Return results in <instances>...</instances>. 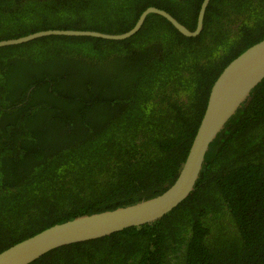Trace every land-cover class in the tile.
Listing matches in <instances>:
<instances>
[{"label": "trees", "instance_id": "1", "mask_svg": "<svg viewBox=\"0 0 264 264\" xmlns=\"http://www.w3.org/2000/svg\"><path fill=\"white\" fill-rule=\"evenodd\" d=\"M201 2L0 0V41L46 30L121 34L151 6L194 30ZM263 39L264 0H210L195 37L150 14L125 40L48 36L0 48V252L166 191L214 81ZM30 264H264V78L174 209Z\"/></svg>", "mask_w": 264, "mask_h": 264}, {"label": "water", "instance_id": "2", "mask_svg": "<svg viewBox=\"0 0 264 264\" xmlns=\"http://www.w3.org/2000/svg\"><path fill=\"white\" fill-rule=\"evenodd\" d=\"M210 0H203L196 26L190 30L165 10L148 7L135 25L121 34L98 31L46 30L17 39L0 41V48L25 44L48 36L92 37L103 40H125L136 34L145 18L158 15L185 37H195L202 29L205 10ZM264 78V39L248 47L234 58L214 81L206 108L186 158L174 183L162 194L134 205L110 211L82 215L55 224L0 252V264H30L47 252L66 245L96 240L131 227L154 222L170 212L193 191L210 144L224 129L239 107L248 100L252 89Z\"/></svg>", "mask_w": 264, "mask_h": 264}, {"label": "flooded vegetation", "instance_id": "3", "mask_svg": "<svg viewBox=\"0 0 264 264\" xmlns=\"http://www.w3.org/2000/svg\"><path fill=\"white\" fill-rule=\"evenodd\" d=\"M178 1H181V0H178ZM203 1V0H202ZM202 3V2H201ZM201 6V5H200ZM197 16H198V14H197ZM196 21H197V18H196ZM239 23V21L237 22V24Z\"/></svg>", "mask_w": 264, "mask_h": 264}]
</instances>
